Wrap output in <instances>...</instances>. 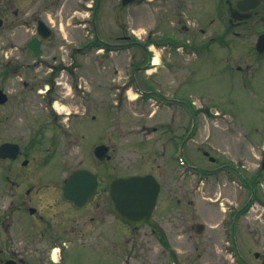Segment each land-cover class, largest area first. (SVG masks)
I'll use <instances>...</instances> for the list:
<instances>
[{
    "label": "rangeland",
    "instance_id": "rangeland-1",
    "mask_svg": "<svg viewBox=\"0 0 264 264\" xmlns=\"http://www.w3.org/2000/svg\"><path fill=\"white\" fill-rule=\"evenodd\" d=\"M93 1L96 0H0V18L3 20L0 27V53L7 52L8 56L13 54L14 57L19 55L18 51L33 36L34 22L31 17L39 6L49 14L46 22L53 31L51 42L43 47L45 53L58 56L60 48L68 50L70 41L75 46L79 43L91 44L81 59L79 72L75 76L61 71L52 78L53 81L62 82L56 89L55 99L63 112H69L74 104V87L70 89V85L86 82V86L92 91V100H89L92 104H89V108L104 104L99 123L90 121L88 128L90 133L92 128L96 129L99 125L105 134L106 144L115 148L112 160L105 164L110 168L111 174L122 176L145 171L148 159L156 174L162 172L159 180L163 184L164 194L154 212L152 225L167 223L163 240L166 242H161V233L158 232L152 235L150 246L145 250L141 251L138 247L131 250L132 254L143 258L151 256L150 261L142 259L136 264H236L220 251L214 260L210 253V241L214 240L216 231L212 226L217 213L210 201L211 180L206 175L212 165L202 151L219 156L223 152L227 163L239 165L242 170L243 167L248 168L249 175L259 165L260 151L264 145V56L255 52V42L257 36L264 32V7L250 20L231 29L227 22L225 0H140L137 4L125 7L121 6L120 0H100L94 12ZM215 1L218 2V7ZM82 19H88L89 22L84 23ZM25 21L30 24H25ZM201 29L205 32L201 33ZM166 33L173 34L176 38L169 35V46L155 47L151 57V60L155 56L159 57L161 65L151 71L140 70L137 74L133 73V57L142 66L146 62L145 54L136 47H133L135 50L130 47L124 49L121 45L130 44V37H137L140 42L154 40L158 45L162 43V38L165 37L162 35ZM225 33L228 36L221 42L209 40L211 36L219 38L218 35ZM96 38L109 48L97 50L100 48L99 44H92ZM177 38L185 48H174ZM115 45L119 47L113 48ZM66 54L64 52L63 58L67 60ZM29 60L32 58H28ZM238 67L244 73L237 71ZM47 78H50V71L45 67L31 73L22 71L15 80H11L10 76L2 78L0 88L9 90L16 103L40 102L41 108L44 98L38 93L46 89L44 81ZM130 78L136 80L142 89L158 90L166 94L168 82L172 83L171 86L181 85L183 103L188 113V116L184 113V132L185 135L195 134L188 140L183 155L190 165L206 171L201 180L196 179V192L193 193L191 188L194 176H189L183 180L187 195L171 194L174 192L173 188L175 192H179L182 184V181L175 178L177 167L171 162V148L163 155L161 146L155 143L154 137L153 141L146 142L141 134L143 129L157 126L160 121L166 124L165 118L169 111L153 105V99L146 101L137 97V101H131L136 93L130 91V88L127 90L131 93L121 95L120 103L116 106L113 104L117 97L111 95L110 86L127 83ZM22 81L31 87L24 88ZM20 106L22 105H17V108L20 109ZM27 106L26 104L23 108ZM77 106L80 110V106ZM39 110L41 114L44 113L43 109ZM155 110L157 114L151 118L150 115ZM192 112L194 117L189 118ZM138 140L142 146L130 143ZM245 145L247 154L243 149ZM230 185L235 186L233 183ZM258 188L261 192L264 182ZM229 189L227 187L224 191L228 192ZM249 214H254L250 228L257 229V233L254 238L244 236L248 224L245 219L244 242H240V248L244 254L248 251L264 253V211L256 204ZM198 223L204 225L201 236H196L192 228ZM146 231L149 236V229L146 228ZM89 249L87 254L74 252L71 255V259H74L72 262L79 264L84 258L87 262L97 264L95 250ZM198 254L201 255L200 258ZM169 257L175 258V263ZM115 262L111 259L109 264ZM251 264L256 263L252 260Z\"/></svg>",
    "mask_w": 264,
    "mask_h": 264
},
{
    "label": "flooded vegetation",
    "instance_id": "flooded-vegetation-1",
    "mask_svg": "<svg viewBox=\"0 0 264 264\" xmlns=\"http://www.w3.org/2000/svg\"><path fill=\"white\" fill-rule=\"evenodd\" d=\"M139 1L134 0L131 4H137ZM237 1L239 0H232L227 4L225 0L227 10L228 6L235 7ZM33 13L31 17L34 22L33 36L29 37L24 43L25 47L18 51L19 55L14 57L13 54L8 56L7 52L1 51L0 53V67H4L0 69V80L8 76L11 80H15L22 71L31 73L45 67L50 71V78L44 82L48 86L51 85L45 89V94L41 95L43 92L41 90L38 93L44 98H42L41 108L40 102L31 104L29 101L26 102L28 106L23 108L25 103H16L9 90L0 88L2 93L0 97V148L6 145L0 150V264H74L71 255L78 251L81 254H87L89 248L95 250L94 253L98 256L97 264H109L111 259L116 261L115 264H136L142 259L150 261L151 256L143 258L135 253L132 254L131 250L137 247L141 251L145 250L150 246L152 235L158 232L161 233L159 238L165 240L167 223L160 222L155 226L152 225L158 201L152 217L140 226L124 224L112 209L109 197L111 182L130 174L122 176L111 174L110 168L105 164L112 160L115 148L106 144L105 134L99 125L96 129L92 128L89 133L88 122L95 120L97 124L99 123L104 104L89 108V104H92L89 103V100H92V91L86 86V82H75L70 85V89L74 87L72 96L74 104L69 112H63L59 102L55 99L56 89L62 85V82L53 81L52 78L61 71H66L71 76L76 75L80 69L79 63L88 51V46L82 43L75 46L70 41L69 46L67 45L68 50L60 48L58 56L45 53L43 47L51 42V39L45 41L40 39L36 25L39 19L47 24L49 14L40 6L36 7ZM256 13L254 12L252 16ZM227 22L234 28L246 21L233 22L228 16ZM24 23L30 24L27 21ZM148 35L150 37L151 32ZM169 35L166 34L165 39L162 38L163 48L169 45ZM34 38L39 42L38 56H34V51L28 48L29 41ZM130 39L131 47L142 50L147 59L145 64L139 66L133 57L131 65L133 73L137 74L142 68L149 66L151 43L145 42L146 40L140 43L133 37ZM216 39L223 40L216 37L209 38L211 41ZM178 45H180L179 42H177ZM64 52H67L65 57L68 61L63 58ZM28 58L32 60L28 61ZM22 83L26 89L31 87L25 81ZM129 83V85L113 84L110 86L111 95L117 97V101H113V104L118 105L121 95L128 94L127 89L130 88V91L136 90L141 93L137 97L140 96L146 101L153 99V103L160 106L159 109L168 110L169 113L165 118L166 124L160 121L157 126L143 129L141 134L148 142L155 138V143L161 146L163 155L171 148V162L176 165L177 170H184L186 163L189 168L197 170L190 171L189 176H194V180L199 178L201 169L191 166L183 155L188 140L195 134L185 135L184 132V113L187 116L188 113L185 112L186 105L183 103L184 95L181 93V85L171 86L172 83L168 82L169 86H166L168 93L166 94L158 90L142 89L136 80ZM17 105L22 106L19 109ZM74 105H79L80 110ZM39 109H43L44 113L41 114ZM156 114L155 110L150 117L154 118ZM156 117L158 118V115ZM193 117L192 112L189 118ZM138 141L130 143L142 146ZM98 146L103 147V151L101 150L103 159H98L95 155V149ZM262 146L259 165L251 175H249L248 168L243 167L242 170L239 165L227 163L223 152L220 156L215 153L207 157L212 165L207 170L211 180L210 201L217 213L212 226V229L216 230L214 240H211L209 245L213 260L220 251L228 255L236 264H251L252 260L256 264H264L263 252L250 253L248 251L244 254L245 252L240 248V242H244L242 238L245 219L248 220V224H246L247 230L244 236L254 238L257 233V229L250 228V221L254 217V214H249L252 206L258 204L264 211V188L261 190L262 193L258 188V185L264 182V145ZM246 148L245 145L243 149L246 150ZM202 152L205 154L206 151ZM245 153L247 154V150ZM145 166L149 170L147 168L145 171L134 174L153 175L160 184L158 197L160 198L164 191L163 184L159 180L162 172L156 174L152 170L149 159ZM157 169L160 168L157 166ZM82 170L91 173L94 180L93 177L69 180L74 173ZM189 176H185L184 173L178 177V171H176L175 178L178 177L177 180L182 181V184L179 182L181 185L179 192H175L173 188L174 192L171 194L181 193L186 196L187 191L183 180ZM232 183L237 188L231 186ZM227 187L230 189L225 192ZM191 188L193 193L198 190L195 185ZM146 228L149 229V236ZM217 232H220L219 235ZM198 256L200 258L201 255L198 254ZM75 258L78 261V257ZM85 261L86 259L83 258L79 264H93L89 261L85 263Z\"/></svg>",
    "mask_w": 264,
    "mask_h": 264
},
{
    "label": "water",
    "instance_id": "water-1",
    "mask_svg": "<svg viewBox=\"0 0 264 264\" xmlns=\"http://www.w3.org/2000/svg\"><path fill=\"white\" fill-rule=\"evenodd\" d=\"M132 1L134 0H121V3L122 5H127ZM262 4H264V0H241L237 3L236 9L231 10V19L234 21L247 19L251 16L250 13ZM37 32L43 40L49 39L51 36V31L42 21H38L37 23ZM28 48L34 51V55L37 56L39 53L38 40L32 39L28 44ZM256 49L259 53L264 52V34L259 36ZM1 94L0 91V97ZM5 146L6 145H2L0 150L4 149ZM102 148L101 146L95 150V154L99 158L102 157ZM80 177H93L94 180V176L87 171H78L74 173L69 180H76ZM158 192L159 185L152 176H128L113 181L110 186L109 195L112 209L115 210L122 222L129 225H140L151 216ZM195 230L197 234H201L204 227L198 224Z\"/></svg>",
    "mask_w": 264,
    "mask_h": 264
},
{
    "label": "bare ground",
    "instance_id": "bare-ground-1",
    "mask_svg": "<svg viewBox=\"0 0 264 264\" xmlns=\"http://www.w3.org/2000/svg\"><path fill=\"white\" fill-rule=\"evenodd\" d=\"M158 62H159V61H158V59H157V58H155V59L153 60V65H157V64H158ZM133 98H134V97H133ZM133 98H132V99H133Z\"/></svg>",
    "mask_w": 264,
    "mask_h": 264
}]
</instances>
